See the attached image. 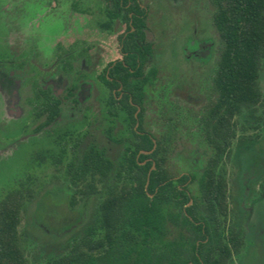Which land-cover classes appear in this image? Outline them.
<instances>
[{
	"label": "flooded vegetation",
	"instance_id": "af4514ba",
	"mask_svg": "<svg viewBox=\"0 0 264 264\" xmlns=\"http://www.w3.org/2000/svg\"><path fill=\"white\" fill-rule=\"evenodd\" d=\"M216 1L204 2L209 10L210 4L214 5L213 18ZM166 2L0 0L4 13L0 32V163L22 155L25 144L40 146L34 149L35 155L32 152L39 164L47 159L52 162L53 151H59L64 143L70 155L74 140L86 133L97 146L131 154L137 141L143 143L147 136L153 144L139 149L137 155H147L140 163L150 161V170L155 169L151 154L156 149L157 154H165V163L159 159V169L166 167L177 187L189 195L184 206L200 196V176L205 169L224 173L228 188L224 234L241 230L244 237V245L231 263L260 264L259 233L254 229L259 218L254 214L264 203V105H257L254 115L243 108L232 117L229 130L225 116L215 113L222 109L217 108L218 69L210 77L211 84L210 73L200 76L194 85L184 83L159 46L161 35L171 29L178 13L176 0H171V6ZM50 24H55V29L50 30ZM215 30L222 39L216 25ZM216 43L200 41L193 54L201 58L212 55L216 64L223 49ZM209 89L215 92V99ZM184 92L187 95L182 100L192 107L187 111V130L197 140H204L206 147L203 152L192 148L194 168L175 174L169 158L181 122H186L180 119L176 102ZM8 154L12 156L5 157ZM202 155L206 158L201 159ZM233 174L236 194L231 188ZM184 175L187 178L180 180ZM195 181L197 192L191 187ZM49 194L50 190L45 201ZM98 202L99 198L93 199L82 213H88L93 204L97 208ZM251 252L259 256L253 258Z\"/></svg>",
	"mask_w": 264,
	"mask_h": 264
},
{
	"label": "trees",
	"instance_id": "16d2710c",
	"mask_svg": "<svg viewBox=\"0 0 264 264\" xmlns=\"http://www.w3.org/2000/svg\"><path fill=\"white\" fill-rule=\"evenodd\" d=\"M216 2L214 22L224 47L216 76L217 108L222 109L215 113L225 116L230 130L236 113L244 108L254 115L257 105H264V0ZM90 140L88 133L75 139L65 163L64 143L51 153L53 164L63 165L66 172V188L60 194L67 197L71 210L79 207L77 221L59 234L71 231L66 243L54 242L56 252L47 264H232L244 237L241 230L224 234V173L205 169L200 196L184 206L189 195L177 187L166 167L159 169L165 154H157V149L151 154L155 169L150 170V161L140 163L147 155H137L139 149L152 147L149 137L143 143L138 140L131 154L109 151ZM32 183L27 175L0 198V264H29L19 225L22 211L35 196ZM97 198L96 213H82ZM78 223H83L81 230L74 232Z\"/></svg>",
	"mask_w": 264,
	"mask_h": 264
},
{
	"label": "rangeland",
	"instance_id": "374dc122",
	"mask_svg": "<svg viewBox=\"0 0 264 264\" xmlns=\"http://www.w3.org/2000/svg\"><path fill=\"white\" fill-rule=\"evenodd\" d=\"M158 2H160V5L163 4V0H158ZM204 2L205 0H176L175 7L178 13L176 14L175 22L171 26V29L167 30L160 38L159 46L162 48L164 59L168 60L170 66L174 65L178 69V72L181 73L180 77L186 85L196 84L198 79H202L200 76L208 75V73H210L208 84H211L212 75L215 76L218 69L219 53L217 54L216 64H213L216 59L214 60L212 55L207 58H201L193 54V51L199 48V42L204 40L215 41L219 47H223L222 39L217 36L218 33L215 30L213 18L214 5L210 4V12L209 6L205 5ZM166 3L168 6L172 5L171 0H167ZM2 19H4V13L0 11V32L3 25ZM50 27V30H53L56 26L55 24H50ZM260 85L264 91V58L262 60ZM208 91L212 99H215V92L212 89ZM182 95L184 97L181 96L176 102L178 103L177 106L180 107V119L186 122H181L178 142L175 145L174 153L169 158V165L175 174L181 171H190L194 168L195 161L191 153L194 150L192 148L203 152L202 148L206 147L204 140H197L198 137H195V134L189 133L187 130L189 124L187 119L190 116L187 114V111L189 110L190 112L192 107H189L182 100L186 99L187 92L182 93ZM203 95L205 94L203 93ZM5 96L8 97L9 95L5 92ZM152 118L153 114L149 116V120H152ZM40 143L42 142H39V145ZM39 147L36 144L33 146L31 144H25L22 155L11 157L12 155L10 156L8 154L5 156L11 157L8 159V162L0 163V198L8 189L17 186L20 180L25 179V173L31 176L33 182L32 187L35 196L33 200L27 202L26 209L22 211L21 223L19 225L29 264H47V260L56 252L54 251V245H56L54 242L66 243L71 234L69 230L59 235L61 231L68 227L66 225L70 226V224H74L78 219L77 208L79 205L75 207V211L71 210L66 202L67 197L60 194V189L66 188L64 186L66 172L63 165L61 168H57L48 159L45 163L39 164L36 158H32V152L35 155L34 149L38 150ZM40 155L42 156V154ZM69 158L70 155L67 154L64 158V163ZM202 158L206 157L203 156ZM231 176L232 192L236 194L237 186L233 179L234 174ZM197 184L198 181L191 184L195 192L198 191ZM49 190L50 194L46 202L44 201V204L43 199ZM58 190L59 193H57ZM41 204L43 205L42 211H40ZM95 206L96 204L91 206L90 213L95 211ZM254 217L259 218L254 229L259 233L258 243L262 252L259 263L264 264V203L258 206ZM82 224L78 223L74 232L81 230ZM57 236H59L58 239H56ZM251 254L253 258L259 256L255 252H251Z\"/></svg>",
	"mask_w": 264,
	"mask_h": 264
},
{
	"label": "water",
	"instance_id": "95a60500",
	"mask_svg": "<svg viewBox=\"0 0 264 264\" xmlns=\"http://www.w3.org/2000/svg\"><path fill=\"white\" fill-rule=\"evenodd\" d=\"M145 152V151H144Z\"/></svg>",
	"mask_w": 264,
	"mask_h": 264
}]
</instances>
